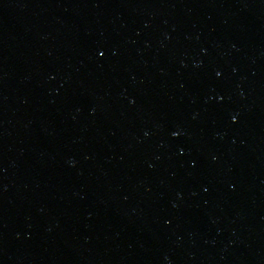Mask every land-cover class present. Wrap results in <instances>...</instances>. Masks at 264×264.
<instances>
[{
  "label": "water",
  "instance_id": "95a60500",
  "mask_svg": "<svg viewBox=\"0 0 264 264\" xmlns=\"http://www.w3.org/2000/svg\"><path fill=\"white\" fill-rule=\"evenodd\" d=\"M0 264H264V0H0Z\"/></svg>",
  "mask_w": 264,
  "mask_h": 264
}]
</instances>
